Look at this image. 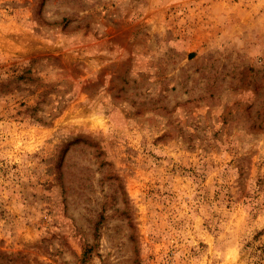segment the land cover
<instances>
[{
  "label": "rangeland",
  "instance_id": "1",
  "mask_svg": "<svg viewBox=\"0 0 264 264\" xmlns=\"http://www.w3.org/2000/svg\"><path fill=\"white\" fill-rule=\"evenodd\" d=\"M0 264H264V0H0Z\"/></svg>",
  "mask_w": 264,
  "mask_h": 264
},
{
  "label": "trees",
  "instance_id": "2",
  "mask_svg": "<svg viewBox=\"0 0 264 264\" xmlns=\"http://www.w3.org/2000/svg\"><path fill=\"white\" fill-rule=\"evenodd\" d=\"M20 78H24V75L22 74L20 77H18V79H20ZM26 112H28V113L30 114V116H33L34 119H35L36 121H42L41 118H39V117H37V116L35 115L36 112H37L36 107L28 108V109L26 110Z\"/></svg>",
  "mask_w": 264,
  "mask_h": 264
}]
</instances>
